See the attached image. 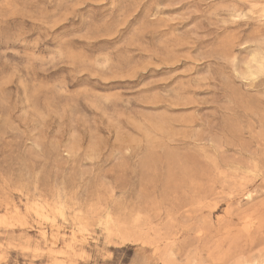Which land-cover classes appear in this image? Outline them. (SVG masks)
<instances>
[{"label":"rangeland","instance_id":"374dc122","mask_svg":"<svg viewBox=\"0 0 264 264\" xmlns=\"http://www.w3.org/2000/svg\"><path fill=\"white\" fill-rule=\"evenodd\" d=\"M264 0H0V264H263Z\"/></svg>","mask_w":264,"mask_h":264},{"label":"bare ground","instance_id":"6f19581e","mask_svg":"<svg viewBox=\"0 0 264 264\" xmlns=\"http://www.w3.org/2000/svg\"><path fill=\"white\" fill-rule=\"evenodd\" d=\"M264 264V263H263Z\"/></svg>","mask_w":264,"mask_h":264}]
</instances>
